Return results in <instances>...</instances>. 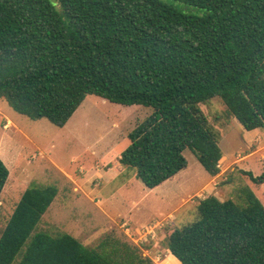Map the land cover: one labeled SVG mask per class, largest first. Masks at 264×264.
Returning a JSON list of instances; mask_svg holds the SVG:
<instances>
[{"label":"trees","instance_id":"trees-1","mask_svg":"<svg viewBox=\"0 0 264 264\" xmlns=\"http://www.w3.org/2000/svg\"><path fill=\"white\" fill-rule=\"evenodd\" d=\"M88 96L152 109L118 159L145 187L186 169V150L216 177L220 134L201 107L218 98L244 130L264 129V0H0V101L63 128ZM9 175L0 158V196ZM243 192L244 207L199 199L195 222L168 231L170 254L180 264H264V205ZM57 195L25 190L0 264H120L108 239L95 250L69 234L33 235Z\"/></svg>","mask_w":264,"mask_h":264},{"label":"rangeland","instance_id":"rangeland-1","mask_svg":"<svg viewBox=\"0 0 264 264\" xmlns=\"http://www.w3.org/2000/svg\"><path fill=\"white\" fill-rule=\"evenodd\" d=\"M201 110L220 134V173L210 176L186 150L187 169L149 189L118 159L130 145L128 134L152 109L88 96L59 128L0 101V158L10 172L0 196V237L31 184L56 186L58 196L33 235L69 234L95 250L108 239L107 252L120 264H133L127 253L138 255L143 264H180L168 251L166 237L169 230L195 222L199 199L215 196L244 207L248 188L264 205V182L255 183L242 172L264 174V129L244 130L218 98ZM116 248L119 252L113 253Z\"/></svg>","mask_w":264,"mask_h":264},{"label":"crops","instance_id":"crops-1","mask_svg":"<svg viewBox=\"0 0 264 264\" xmlns=\"http://www.w3.org/2000/svg\"><path fill=\"white\" fill-rule=\"evenodd\" d=\"M119 165H120V164H119ZM186 169H187V168H186ZM179 173H180V172H179ZM179 173H178V174H179ZM178 174H177L176 176H178ZM176 176H174L173 178H175ZM173 178H172V179H173ZM170 180H171V179H170ZM166 182H167V181H166ZM58 192H59V190H58ZM57 196H58V195H57ZM53 203H54V202H53ZM52 205H53V204H52ZM46 213H47V212H46ZM44 216H45V215H44ZM172 257H174V256H172ZM174 258H175V257H174Z\"/></svg>","mask_w":264,"mask_h":264}]
</instances>
